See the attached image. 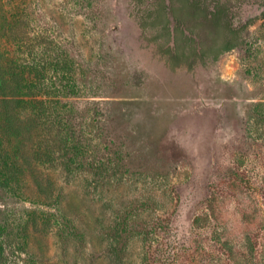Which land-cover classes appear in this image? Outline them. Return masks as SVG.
<instances>
[{
	"label": "rangeland",
	"instance_id": "rangeland-1",
	"mask_svg": "<svg viewBox=\"0 0 264 264\" xmlns=\"http://www.w3.org/2000/svg\"><path fill=\"white\" fill-rule=\"evenodd\" d=\"M221 3L168 36L151 0H0L52 98L0 122V264H264V0Z\"/></svg>",
	"mask_w": 264,
	"mask_h": 264
},
{
	"label": "trees",
	"instance_id": "trees-1",
	"mask_svg": "<svg viewBox=\"0 0 264 264\" xmlns=\"http://www.w3.org/2000/svg\"><path fill=\"white\" fill-rule=\"evenodd\" d=\"M138 5L142 0H134ZM148 1V0H147ZM159 6L158 15L153 22H142L140 27L161 25L162 31L168 36L172 21L173 31L183 34L187 30L194 34L195 26L191 23L194 19L213 26L217 33L226 28L223 22L226 17V8L221 0H209L213 4V9L209 10L207 0H151ZM152 17V16H151ZM159 17V18H158ZM158 18V19H157ZM171 19V20H170ZM174 38V37H173ZM178 37L175 36V41ZM192 42L191 38H186ZM175 48L178 45L175 44ZM47 77L46 69L40 65H19L7 64L6 58L0 54V122L1 132L12 142L21 144L25 139V129L20 125V114L23 111L34 113L35 125L40 127V120L47 118L50 113L51 100L49 86L45 83ZM49 113V114H48ZM34 125V127H35ZM36 157L42 161H51V152L47 149L42 155L41 149L37 148ZM253 249V248H252Z\"/></svg>",
	"mask_w": 264,
	"mask_h": 264
}]
</instances>
